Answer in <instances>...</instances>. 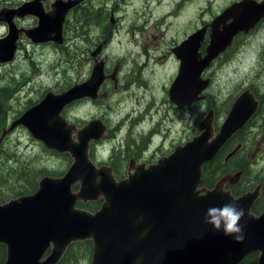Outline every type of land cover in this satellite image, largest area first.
<instances>
[{"label":"water","instance_id":"obj_1","mask_svg":"<svg viewBox=\"0 0 264 264\" xmlns=\"http://www.w3.org/2000/svg\"><path fill=\"white\" fill-rule=\"evenodd\" d=\"M83 1L55 0L47 12L33 9L34 2L20 5L14 12L33 13L37 25L21 29L9 24L0 38V64L14 60L21 32L34 43H60L66 13ZM263 16L264 0L233 1L209 22L205 54L199 49L207 25L175 45L171 51L179 67L168 89L169 100L183 107L203 99L209 83L203 71L235 34L247 32ZM104 43L92 50L95 59L82 83L61 92L47 91L0 132V148L5 137L21 126L46 149L66 152L72 160L61 176H43L34 192L0 202L3 264H57L72 242L82 240L92 243L90 264H220L224 256L229 257L228 264H240L252 253H258L256 264H264V211L259 215L250 211L256 192L235 198L219 183L213 189L199 188L203 165L255 112L258 104L253 95L243 91L217 131L213 112H207L190 141L153 164L131 165L133 173L117 180L110 167L95 165L89 156L90 142L105 136L102 121L94 118L78 127L63 115L66 106L81 98L107 96V91L98 90L115 75H106L104 60L96 58ZM98 199L101 203L95 211L76 206L78 201ZM225 203L244 209L241 243L204 222L209 207Z\"/></svg>","mask_w":264,"mask_h":264},{"label":"rangeland","instance_id":"obj_2","mask_svg":"<svg viewBox=\"0 0 264 264\" xmlns=\"http://www.w3.org/2000/svg\"><path fill=\"white\" fill-rule=\"evenodd\" d=\"M232 1L235 0L92 1L91 5L94 8L100 5L104 6L108 15L105 21L106 29L110 22V15L114 19V22L110 23L115 29H113L111 41L104 51L105 55H109L113 62L116 60L123 62L120 74L122 85L118 90L112 89V95L108 101H105L108 103V107L107 103L101 106L105 107L103 110L108 112L110 119H114L112 123L119 120L126 112H143L145 107L146 111L156 112L155 117L157 118L163 111L172 112L169 108H164L167 102L163 100V97L166 96L164 87L168 88L176 69L170 49L185 38L190 31L199 27L201 22H210L213 16L219 14ZM88 29L94 36H101L106 31L94 25ZM259 29L252 37L249 36L251 39L243 45V52L236 53L234 50L227 55L226 59L230 58V62L222 65V71L219 61L214 64L210 70V74H213L212 84L208 89L206 88L207 90H204L211 93V98L215 97L218 101L222 98V102H224L230 96L229 103H231L241 89L248 85L258 87L257 90L262 93V97L264 96V62H262L264 52L261 50L264 46V27ZM66 47L69 51H74V57L68 59L59 51L33 47L31 44L25 43L23 48L18 50L11 65L0 68L2 77L9 78L13 73L14 79L22 82L17 98L13 97L11 100L8 124L16 118L14 112L22 108L26 100L31 98L36 100L41 93L48 90L61 92L58 89L68 78L72 82L78 80L77 62L80 58V49L81 47L85 48L86 44L81 43L77 37L68 33ZM80 68L82 67H78V72ZM154 103L156 105L150 108ZM80 107L71 103L65 107L63 112L66 113L63 115L68 121L76 123L81 118H89L90 113H96L90 112L95 110L94 107H88V105ZM188 111L180 114L172 123L166 122L162 125L163 128L166 125L170 127L168 136L163 142L164 147L169 146L177 138L185 137L183 133H190L192 128H194L195 135L198 133V123L207 113V105L205 101H199L195 104L194 112ZM215 120L217 121V118ZM136 122L132 124L130 130H141L142 126L146 128L150 124V122L148 124L145 122V125ZM256 122L261 123L260 117ZM257 123L256 130L251 133L254 135L253 145L262 148L264 147V134H262V126L259 128ZM128 124L129 122L120 128L116 136L117 139L127 136ZM164 135L162 136L164 137ZM160 138L159 134L154 135L153 143L156 144ZM110 145V142H106L99 147V150L107 153ZM2 146L16 151L17 156L24 158L31 159L37 155V161L34 163L39 167H46L54 171L64 168V159L58 155L44 152L40 142L33 139L24 127L14 129ZM253 151L252 146L247 156L249 160L253 157ZM262 164H258L257 167ZM76 264H90V259L81 260Z\"/></svg>","mask_w":264,"mask_h":264},{"label":"flooded vegetation","instance_id":"obj_3","mask_svg":"<svg viewBox=\"0 0 264 264\" xmlns=\"http://www.w3.org/2000/svg\"><path fill=\"white\" fill-rule=\"evenodd\" d=\"M54 1L55 0H0V23L6 24L7 31L10 23L14 24L16 28H21V29L33 28L37 25L38 22L37 17L33 13H26L22 16H19L14 12V10L24 3L34 2V7L36 8L33 9L37 10L40 8L43 9L45 12H47L51 10V4ZM92 1L93 0H84L83 2H80L78 5L68 10V12L66 13L65 21L63 22L61 28L60 43H55L52 41L34 43L31 39L25 37L23 32L19 33L17 39V51L15 53L14 60L17 56L18 50L23 48L25 43L31 44L33 47L35 46L44 49L49 48L52 49L53 51H59L61 47L65 49L67 45V34H68L67 25L68 22L71 21L72 17L75 16V25L76 28L78 29V31H76L75 34L76 35L79 34L76 37L79 39L81 43L86 44L85 48L81 47L80 58L77 62L78 80L76 82L82 83L89 76L92 68V64L95 59L91 55L92 50H94L95 47L100 42L105 40L101 52L98 54L96 58L97 60L100 59L104 60V73L106 75H110L112 73H114L115 75L113 78L112 77L106 78L98 90V93L107 91V96L104 98H96V99L81 98L73 103H75L79 107L83 105H88V107H94L95 110H92L90 112H96V113H90L89 118L86 119L81 118L80 121L76 122L78 127L83 126L87 121L94 118L100 119L102 123L106 126L105 136L99 140L90 142L89 156L95 165L97 166L105 165L110 167L111 173L114 175V177L117 180H119L122 178H126L130 173H133V169L131 168V165L135 166L138 164H144L145 166H148L150 164H153L159 158L169 155L175 149V147L179 145L180 146L184 145L186 142L190 141L195 136L194 128H192L190 133L188 134L183 133L185 137L177 138L175 141L171 142L170 145L167 147L163 146V142L168 136V131L170 127L166 125L163 128L162 125L166 122L172 123L178 118V116H180V114L181 115L184 114L186 110H189L188 112H194L196 102H193L192 104L183 107H179L178 105L172 103L168 97V89L173 80L172 79L171 82L169 83V86H167L168 88L166 89V86L164 87L166 96L163 97V100L167 102L164 108L165 109L169 108L170 110H172V112L163 111L162 114L159 116V118H157L155 117L156 112L152 113L150 111H146V107H145L143 112L140 111L126 112L119 120H116L115 123H112V120L114 119L111 120L108 115V112H105L103 110V108L105 107H101V106H104L107 103L105 101H108V99L112 95L111 92L112 89L118 90L119 86L122 85L120 74H121L123 62L121 60H116L115 62H113L112 59L109 57V55H105L104 52L107 45L111 41L112 31L113 29H115V27L111 25V23L114 22L113 17H112L113 19L112 21L109 20L111 23L109 22L106 31L101 36L92 35L89 32V29L85 33L82 22L84 18L82 14V10L85 7V5H87L88 3L92 4ZM235 1H239V0H235ZM256 1H260V0H256ZM215 16H213V18ZM230 21L231 19L229 18L226 21L222 22V28ZM208 24L209 22H201L199 27H196L186 35L187 37L197 28L207 25L205 38L199 49L202 55L205 54V47L208 44V40H209L210 27L208 26ZM260 27H264V16L254 25V27L249 29L247 32L240 31L237 34H235L232 37L230 44L210 62L209 66L202 73V77L204 79L208 78L209 80L207 89L212 84L213 74L212 75L210 74V70L213 68L214 64L217 61H219V66L222 71V65H226L230 62V58L226 59L227 55H229L234 50L236 51V53L243 52V45L248 41H250L251 39L249 38V36L252 37L255 32L260 30L259 29ZM5 34L0 35V38H3ZM178 43H176L175 45H177ZM261 50L264 52V46L262 47ZM171 53L176 63V69H175V75H176L179 67V60L174 56L172 51ZM12 62L8 64H0V68H2L3 66L11 65ZM262 62H264V57H262ZM79 66L82 68H80L78 72ZM175 75L173 76V78L175 77ZM257 89L258 87L254 85L245 86V88L241 89L239 94L233 98L231 103H229V100L231 98L230 96L224 102H222V98L219 99V101L215 97L211 98L212 96L211 93L206 91L203 92L205 97L199 100L200 102L205 101L207 105V112H213L215 131L218 130L219 126L225 120L234 100L240 94H242L243 91L247 90L250 94L253 95L254 99L257 101L258 105L255 112L245 122L243 127L238 129L231 136V138L221 147V149L218 151L216 156L211 161L203 165L201 182L199 185V188L201 187L206 189H213L216 186V184L219 183L221 189H223L224 191H228L235 198L246 193L256 192V197L250 207V211L255 215H259L264 211V154H263L264 147L261 148L259 146H254L253 145L254 135L251 134L253 131L256 130V123H257L256 121L258 117H260L261 120V123H257L258 127L260 128L262 126V134H264V96L262 97V93H260ZM155 105L156 103L152 104L150 108ZM106 106L108 107V103ZM216 118L217 121L215 120ZM127 122H129L128 124L129 131L127 132L126 130L127 136H124L122 139L121 138L117 139L116 136L118 134V131ZM135 122L144 123V125L145 122L147 124L150 122V124L146 128L142 126L141 130H134V129L130 130V127H132V124ZM216 123H218L217 127H216ZM156 134H159L161 138L155 144L153 143L154 142L153 136ZM162 135H164V137ZM250 135H252V137H250ZM106 142L111 143L110 149L108 150L107 153L104 152L103 150H99V147L105 144ZM252 146L254 148L253 157L251 160H249L247 156ZM260 163L263 164L257 167V165ZM206 165H208L206 167L208 171L207 173H205ZM75 188L76 186L74 187V189ZM252 254H255L256 258L258 257V253H252ZM5 257H6V248H5L4 259L1 264L4 263ZM245 259L243 261H245ZM243 261L241 263H243ZM228 263H229V257L224 256L222 258V264H228Z\"/></svg>","mask_w":264,"mask_h":264},{"label":"trees","instance_id":"obj_4","mask_svg":"<svg viewBox=\"0 0 264 264\" xmlns=\"http://www.w3.org/2000/svg\"><path fill=\"white\" fill-rule=\"evenodd\" d=\"M104 6L100 5L99 7L94 8L91 4L85 5L82 10L83 14V26L85 33L87 29L91 26H99L106 30L105 21L107 20V12L104 10ZM68 33L73 34L75 37L76 31L78 29L75 25V16L72 17L71 21L68 22L67 25ZM68 41V34H67ZM59 52L64 54L68 59L74 57V51H69L68 47L63 49L62 47L59 49ZM65 70V69H64ZM63 70V71H64ZM66 71V70H65ZM15 75L11 73L10 77L7 76L2 77V72L0 75V132L3 128H5L8 124V111L10 109V103L12 98H17L18 93L21 90L22 82L20 80L14 79ZM24 78V77H23ZM24 81V80H23ZM77 81V80H76ZM75 81V82H76ZM71 79H66L63 86L58 89V91H63L73 83ZM49 91V90H48ZM46 91L40 94L39 98L29 99L25 101V104L22 108H19L16 112H14L15 117L19 116L24 110L35 104ZM66 112H63L65 114ZM216 123V127H217ZM10 135V134H9ZM7 135L3 142L5 143L8 138ZM4 143H2L4 145ZM41 144V143H40ZM41 147L44 152H47L50 155H58L64 159V168L60 170H51L46 167H39L34 162L37 161V155L32 157L31 159L24 158L21 156H17L16 151H11L9 148H3L1 145L0 148V202L7 201L11 198H15L21 195H26L34 192L37 188L38 181L43 176H61L70 162L72 161L69 154L66 152H54L50 150H46V148L41 144ZM4 155V157H2ZM205 166V173H207V167ZM101 203V199L87 202H77L76 206L80 208H84L89 211H95L99 208ZM92 253V243L90 240H82L72 242L65 250L63 256L59 260L57 264H76L81 260L90 259ZM5 254V246L0 244V264L3 262ZM255 254H251L247 256L245 261L241 264H255L256 263ZM222 264V260L220 262Z\"/></svg>","mask_w":264,"mask_h":264},{"label":"clouds","instance_id":"obj_5","mask_svg":"<svg viewBox=\"0 0 264 264\" xmlns=\"http://www.w3.org/2000/svg\"><path fill=\"white\" fill-rule=\"evenodd\" d=\"M7 32V26L0 23V35ZM245 213L242 207L235 203H225L220 207H209L204 215V222L217 232L222 231L227 237H232L234 242L244 240L243 225L240 223ZM147 229L141 234L146 235Z\"/></svg>","mask_w":264,"mask_h":264}]
</instances>
